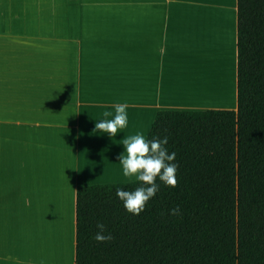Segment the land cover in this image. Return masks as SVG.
I'll list each match as a JSON object with an SVG mask.
<instances>
[{"label":"crops","instance_id":"0c3cea01","mask_svg":"<svg viewBox=\"0 0 264 264\" xmlns=\"http://www.w3.org/2000/svg\"><path fill=\"white\" fill-rule=\"evenodd\" d=\"M237 13L238 0H0V264H76L77 188L130 182L122 139L147 137L158 110L237 109ZM118 103L128 126L95 130Z\"/></svg>","mask_w":264,"mask_h":264},{"label":"trees","instance_id":"16d2710c","mask_svg":"<svg viewBox=\"0 0 264 264\" xmlns=\"http://www.w3.org/2000/svg\"><path fill=\"white\" fill-rule=\"evenodd\" d=\"M237 16V109L157 111L147 138L169 137L177 184L140 215L115 194L137 182L78 187L76 264H264V0H238Z\"/></svg>","mask_w":264,"mask_h":264},{"label":"clouds","instance_id":"9594fccd","mask_svg":"<svg viewBox=\"0 0 264 264\" xmlns=\"http://www.w3.org/2000/svg\"><path fill=\"white\" fill-rule=\"evenodd\" d=\"M114 108V114L107 111L103 113L104 117L112 116L111 119H101L95 123V130L107 133L109 137L116 136L128 126L127 104L118 103ZM168 140V136H154L149 139L139 131L122 139L124 151L118 155V160L122 166L123 177L138 184L134 188L115 185L116 197L128 213L140 215L145 211L149 201L160 191L161 184L168 187L176 186L179 165L176 161V152L170 151L168 147ZM169 212L178 216L180 208L179 206L171 208ZM96 228L98 229L94 236L96 241L112 240V234L106 232L103 223H97Z\"/></svg>","mask_w":264,"mask_h":264},{"label":"bare ground","instance_id":"6f19581e","mask_svg":"<svg viewBox=\"0 0 264 264\" xmlns=\"http://www.w3.org/2000/svg\"><path fill=\"white\" fill-rule=\"evenodd\" d=\"M228 67V66H227ZM229 68V67H228ZM227 70H229V69H227ZM227 72H229V71H227ZM230 73V72H229ZM229 75V74H228ZM231 78V77H230ZM229 80V79H228ZM228 83H230V82H228ZM230 84H232V82L230 83ZM181 96V95H180ZM190 98H191V96H190ZM195 98V97H194ZM184 99V98H183ZM197 100V99H196ZM193 101V100H192ZM193 102H195V100L193 101ZM202 102V101H201ZM205 103V101H203V103H201V104H204ZM206 104V103H205Z\"/></svg>","mask_w":264,"mask_h":264}]
</instances>
